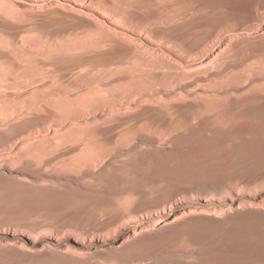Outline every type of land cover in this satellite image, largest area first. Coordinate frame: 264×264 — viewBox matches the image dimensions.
Returning <instances> with one entry per match:
<instances>
[{
	"label": "rangeland",
	"instance_id": "374dc122",
	"mask_svg": "<svg viewBox=\"0 0 264 264\" xmlns=\"http://www.w3.org/2000/svg\"><path fill=\"white\" fill-rule=\"evenodd\" d=\"M0 264H264V0H0Z\"/></svg>",
	"mask_w": 264,
	"mask_h": 264
},
{
	"label": "bare ground",
	"instance_id": "6f19581e",
	"mask_svg": "<svg viewBox=\"0 0 264 264\" xmlns=\"http://www.w3.org/2000/svg\"><path fill=\"white\" fill-rule=\"evenodd\" d=\"M46 19H49V20H52L53 19V13H48L47 15H46ZM31 42V41H30ZM22 43H24V42H22ZM26 45V44H25ZM24 46V45H23ZM26 46H32L31 45V43H27V45ZM39 47V46H38ZM49 49V48H48ZM36 50V49H35ZM37 51H38V49H37ZM50 51V50H49ZM25 52V51H24ZM25 53H29V54H33L34 52L33 51H31V50H27ZM47 53V52H46ZM39 54V53H38ZM19 55V54H18ZM23 55H25L24 53H23ZM30 56H32V55H30ZM33 74V73H32ZM36 76V75H35ZM21 78V77H20Z\"/></svg>",
	"mask_w": 264,
	"mask_h": 264
}]
</instances>
